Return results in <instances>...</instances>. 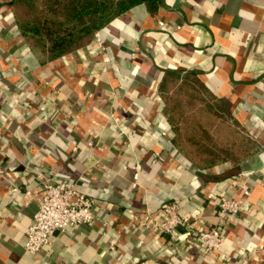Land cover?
Here are the masks:
<instances>
[{"label":"crops","instance_id":"1","mask_svg":"<svg viewBox=\"0 0 264 264\" xmlns=\"http://www.w3.org/2000/svg\"><path fill=\"white\" fill-rule=\"evenodd\" d=\"M11 1L0 0V264H264V0L138 4L54 58L22 36ZM181 74L247 133L237 163L198 166L176 149L159 88ZM49 179L74 182L95 217L31 255L25 229ZM221 197L238 213L221 218ZM172 201L191 229L142 226ZM220 223L221 248L206 254L190 238Z\"/></svg>","mask_w":264,"mask_h":264},{"label":"rangeland","instance_id":"2","mask_svg":"<svg viewBox=\"0 0 264 264\" xmlns=\"http://www.w3.org/2000/svg\"><path fill=\"white\" fill-rule=\"evenodd\" d=\"M44 0H36L40 9ZM20 21L38 17L22 1L14 5ZM42 9V8H41ZM175 147L198 166L239 161L249 146L247 133L234 115L190 74L168 75L159 88Z\"/></svg>","mask_w":264,"mask_h":264},{"label":"built area","instance_id":"3","mask_svg":"<svg viewBox=\"0 0 264 264\" xmlns=\"http://www.w3.org/2000/svg\"><path fill=\"white\" fill-rule=\"evenodd\" d=\"M160 24L162 22L160 21ZM97 41L100 40L96 34ZM73 150L78 151L77 143L74 142ZM91 145V141H88ZM137 172L133 178L137 179ZM37 176L42 178V174ZM37 209L29 225L25 229L24 248L31 255L37 254L42 248L52 244L55 237L67 230V228L92 223L94 220V199L80 191L74 182L67 180H44L39 187ZM217 213L225 216L235 215L240 209V204L233 198L221 197L217 200ZM135 218L136 214L134 215ZM144 228L158 230L171 236L177 226L191 229L192 223L189 217L179 214L177 202H165L155 217L145 216L141 218ZM199 249L206 254L221 248L224 240V225L218 224L209 228L199 229L190 238ZM136 264H143L138 262ZM181 264V263H178Z\"/></svg>","mask_w":264,"mask_h":264},{"label":"trees","instance_id":"4","mask_svg":"<svg viewBox=\"0 0 264 264\" xmlns=\"http://www.w3.org/2000/svg\"><path fill=\"white\" fill-rule=\"evenodd\" d=\"M20 1L26 4L30 12L35 10L40 13L38 17L24 21L15 18L22 36L33 49L50 58L89 43L95 32L113 17L135 5L145 4L150 12H154L161 3V0H44L42 9H38L36 0L11 2L15 5Z\"/></svg>","mask_w":264,"mask_h":264}]
</instances>
